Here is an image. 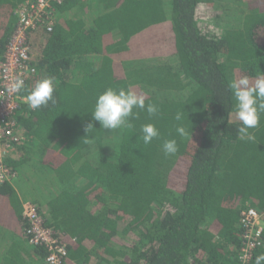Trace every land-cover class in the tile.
Here are the masks:
<instances>
[{
  "label": "trees",
  "instance_id": "1",
  "mask_svg": "<svg viewBox=\"0 0 264 264\" xmlns=\"http://www.w3.org/2000/svg\"><path fill=\"white\" fill-rule=\"evenodd\" d=\"M23 1L0 0V57ZM53 18L30 32L25 93L51 77L55 103L16 114L25 139L6 163L21 191L0 184V224L21 239L0 264L45 255L27 239L20 197L66 247L63 264H238L240 210L264 208V113L256 140H240L229 84L264 75V0H62ZM109 87L158 114L134 108L132 128H101L91 113ZM147 123L160 136L146 145ZM260 254L264 234L248 264Z\"/></svg>",
  "mask_w": 264,
  "mask_h": 264
},
{
  "label": "built area",
  "instance_id": "2",
  "mask_svg": "<svg viewBox=\"0 0 264 264\" xmlns=\"http://www.w3.org/2000/svg\"><path fill=\"white\" fill-rule=\"evenodd\" d=\"M62 0H24L14 14L16 21L4 51L0 57V184L13 183L16 174L6 163L7 156L15 145L24 141L16 114L32 109L28 106L25 93L27 81L36 72L30 52V32L36 29L51 31L54 24L55 3ZM16 78L23 80L19 91H12L11 85ZM22 217L28 241L45 250L41 264H63L67 258L66 247L55 235L54 230L45 225L35 203L21 201ZM238 224L242 237L239 249V263L248 264L253 249L260 244L264 234V208L247 206L240 210Z\"/></svg>",
  "mask_w": 264,
  "mask_h": 264
},
{
  "label": "clouds",
  "instance_id": "3",
  "mask_svg": "<svg viewBox=\"0 0 264 264\" xmlns=\"http://www.w3.org/2000/svg\"><path fill=\"white\" fill-rule=\"evenodd\" d=\"M23 87V80L16 78L11 85L12 91H19ZM54 80L51 77H44L38 80L30 90L28 96V106L32 109L47 106L49 102L55 103ZM229 89L235 98V116L240 121L237 128L238 138L242 141H255L256 137L249 129L256 128L259 124L260 114L264 113V75H259L255 80H251L247 75L234 79L229 84ZM146 110L148 115L158 114V107L149 103L145 105L143 95L135 91L125 89H114L109 87L98 95L92 114V119L99 122L101 128L114 130L121 127L132 128L130 117L135 118L136 113L133 109ZM175 120L181 122L176 127V132L180 136H187L188 132L183 126V112L178 111ZM96 129L92 123H88L84 131L85 137L82 139L87 142L89 134ZM142 140L144 144H150L154 138L160 136L159 130L153 123L141 126ZM163 152L166 156L174 155L177 150V141L168 139L163 142ZM255 264H264V254L256 257Z\"/></svg>",
  "mask_w": 264,
  "mask_h": 264
},
{
  "label": "crops",
  "instance_id": "4",
  "mask_svg": "<svg viewBox=\"0 0 264 264\" xmlns=\"http://www.w3.org/2000/svg\"><path fill=\"white\" fill-rule=\"evenodd\" d=\"M14 182L12 183L14 188L18 193H20L21 190L18 187V184ZM20 200L22 201L24 199L20 197ZM15 232H13V230H10L6 226L0 224V258L2 257V254H6L8 250H10L12 242H16L21 239V236Z\"/></svg>",
  "mask_w": 264,
  "mask_h": 264
},
{
  "label": "rangeland",
  "instance_id": "5",
  "mask_svg": "<svg viewBox=\"0 0 264 264\" xmlns=\"http://www.w3.org/2000/svg\"><path fill=\"white\" fill-rule=\"evenodd\" d=\"M206 20L208 21L209 18L205 19V21H206ZM146 58H153V57H146ZM155 62H156V61H155ZM130 67H131V65H130ZM92 156H93V157H97L98 155L92 153Z\"/></svg>",
  "mask_w": 264,
  "mask_h": 264
}]
</instances>
